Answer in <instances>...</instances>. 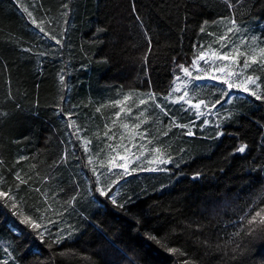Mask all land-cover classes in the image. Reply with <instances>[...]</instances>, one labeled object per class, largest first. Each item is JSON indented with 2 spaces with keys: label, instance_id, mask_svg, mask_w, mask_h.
Returning a JSON list of instances; mask_svg holds the SVG:
<instances>
[{
  "label": "trees",
  "instance_id": "obj_1",
  "mask_svg": "<svg viewBox=\"0 0 264 264\" xmlns=\"http://www.w3.org/2000/svg\"><path fill=\"white\" fill-rule=\"evenodd\" d=\"M233 15L241 35L264 37V0L235 9L225 0H0V190L19 202L13 209L0 197V264H264V234L232 235L264 194V99L242 90L264 96V68L251 65L240 79L256 83L232 89L177 68L198 51L228 52L217 37ZM176 75L192 103L207 107L174 100ZM134 134L143 150L109 194L119 207L94 191L91 168L107 173L98 165L112 153L113 173H122L113 165L124 163ZM154 147L170 162L149 164ZM115 179L101 176L103 185ZM17 211L42 227L21 223Z\"/></svg>",
  "mask_w": 264,
  "mask_h": 264
},
{
  "label": "snow or ice",
  "instance_id": "obj_2",
  "mask_svg": "<svg viewBox=\"0 0 264 264\" xmlns=\"http://www.w3.org/2000/svg\"><path fill=\"white\" fill-rule=\"evenodd\" d=\"M225 2H227L229 4V7L232 9H235V7L237 6L238 3H240V0H237L236 4H233L231 2V0H225ZM65 8H67V4L64 5ZM25 11H27V9H25ZM66 15V13H65ZM28 16L31 17L32 13L28 12ZM33 23H35V20L33 19L32 21ZM228 23L232 25V27H228L225 31V33L221 36L217 37V42H222L221 43V47L222 48H228V52L223 53V52H218V51H212V56H216L218 59L220 60H225V59H229L231 58L233 60V62L236 65V68L238 69V71L234 72V73H230L229 75H236L238 77V80L236 82H230L227 79H221L220 82L224 85L227 86V89H232L234 86H242L244 84H255L256 80L259 79V77H254L252 74H248L246 76V78L244 79H239L244 72H246L247 69H249L251 67V65L255 64L257 65L258 68H264V37H257L255 35H252L251 37L247 36V35H241L242 32H244L245 30L242 29L238 24L237 21L235 19V16L233 15V17L231 19L228 20ZM203 27L201 28V31H203ZM41 32H44L45 35H49V33L45 32V30L41 27L40 28ZM233 34V35H230ZM210 35H212V33H210ZM51 39L55 40L56 44H61L62 41L57 39L56 37L52 36L50 37ZM243 58L242 62L240 60V58ZM199 61H204L205 64H208V60L206 59V54L203 51H198L196 58L193 59L192 63L190 66H185L184 63H179L177 64V68L184 74V76L189 77L191 80L193 81H201L204 79H215V77L211 76L209 73V69L200 67L199 65ZM211 67V70H221L219 68H215V67ZM192 69H195L196 71V75H193V71ZM175 81H182V77L180 75H176L174 77V83ZM61 82L63 83V77H61ZM185 84V90L183 91V94L180 95L176 102L179 101H183L185 104H189L191 105L192 108L194 109H200L201 105H205V107H207V104L204 100H200L197 103H192V97L189 96V92L186 90L187 88V81H182ZM258 87V86H257ZM243 91L249 92L251 95L255 96V98L257 100H261L264 99V96H262L261 94H257L256 91L249 89V88H243ZM181 88L179 86L174 87L171 90V93H175V92H180ZM171 93H169V95H171ZM224 96L228 95L227 90L224 91L223 93ZM186 97H188V99H185ZM125 99H128V97H125ZM155 94L154 93H149L148 94V100L155 102ZM165 99H167V97H165ZM148 101L141 99L140 100V104H145ZM120 103V102H117ZM221 100H216L215 102L212 103L211 107H215L216 104H220ZM156 107L160 108L161 111L165 112L166 115H168V112L166 111V109H164L163 107H161L160 104H156ZM97 111H99V109H97ZM123 111V109H122ZM130 111V110H129ZM202 114V113H200ZM117 116H119V113H116ZM145 115L144 111H140L137 114V120H139L140 117H143ZM171 123L173 124V126L178 127V128H187V125L184 124H180V123H176L175 121V117H170ZM146 122V120L140 121V123H135L133 125L134 128L139 129L141 127V123ZM75 123V122H73ZM207 123V122H205ZM125 128H128V125L125 124L124 125ZM105 128L108 129V131H106L104 133L105 136H108V132L111 131V128L108 125H105ZM77 131H79V129H77ZM141 136H143L144 134L141 133ZM164 135H167V132L164 133ZM185 135H195V133H193L191 130L187 131L185 133ZM78 139H80L81 137L77 136ZM109 139H113L114 136H109ZM84 143L86 145L85 147V151H89V149L87 148V145L90 144V141L88 140H84ZM149 143H151V141H149ZM109 147H111V145H109ZM117 147H119V145H117ZM143 147V146H141ZM247 148L246 144H241L239 146L238 149H236V151L240 152V153H244L245 150ZM127 150V149H126ZM151 152L157 154L153 159L149 160L148 163L152 164L155 163L156 160H159V162L161 164H166L170 162V158L169 159H162L161 157L164 155V153L162 152V149L160 147H154L151 149ZM143 154V153H141ZM99 154H97L98 156ZM62 159H67V156H63ZM116 159V157H112L110 156L109 159L107 160H100L99 161V168L103 169L105 167H107L108 165L113 164V161ZM88 163L91 165L93 164V158L89 157ZM115 167H119L123 169V172H117V173H113L112 167H107V173L105 172H101L97 170V167L94 166L91 168V171L93 173L94 176H96V187L94 188V191L98 192L100 196L103 197H107L109 199H111L112 203L114 205H117V201L115 200L114 196H110L109 194L112 192V186L116 183L119 182V179L122 178L123 175L125 174H130V170L127 167L126 164H120V165H113ZM138 169H132L131 171H136ZM146 171H157V168H148V169H143ZM108 174H113L116 176L115 180H112L109 184L107 185H103L102 181H101V176H106ZM199 175V173H197V176ZM17 179L20 180L21 183H26V181H24L19 174H17ZM37 191H39V189H37ZM0 197H6L8 200L12 201L11 207L13 209H18L19 208V202L16 200L14 194H10L7 191H2L0 190ZM72 200H75V196L72 197ZM262 201H264V194H262V196L256 201L255 205L253 207H250L249 210L247 212H245V214L241 217L240 222L237 224V231L233 232V236L234 237H241L243 238V236H252L254 233L259 232L260 234H264V203H262ZM70 203V202H69ZM119 207H123V204H119L117 205ZM14 214L16 215H21L23 216V219H21V223H26L29 224L32 228L39 230L42 227V224L38 222L37 220H33L31 216L28 215H24L21 211H17ZM259 217V220L257 219ZM45 231H48V229L45 227ZM62 231V230H61ZM243 234V235H242ZM37 235H39L41 237V239H43V235L44 233L41 231H37ZM69 235H71V233H69ZM152 239H156L158 242H160V238L159 237H155L152 236ZM64 239L63 236H60L59 234L57 235V238L55 241V243H59L60 240ZM166 246V245H165ZM240 248V244L237 243L236 244V249ZM236 249H233V251H235ZM168 251L170 253H176L180 250L176 249V248H168ZM181 255L187 256V253H184L182 251H180ZM4 264H7V262H4ZM182 264H195V261L193 260H184L182 262Z\"/></svg>",
  "mask_w": 264,
  "mask_h": 264
},
{
  "label": "rangeland",
  "instance_id": "obj_3",
  "mask_svg": "<svg viewBox=\"0 0 264 264\" xmlns=\"http://www.w3.org/2000/svg\"><path fill=\"white\" fill-rule=\"evenodd\" d=\"M206 59L208 60V64H205L204 61H199L198 63L200 65V67L209 69L208 74L215 77V79H211V80H218L219 79L218 81H220L221 79H227L230 82H232V81L236 82L238 80V77L236 75H229L230 73H234L237 71L236 65L231 58L225 59V60H220L216 56H212V54H206ZM210 66L222 69V71L221 70H211ZM206 80L211 81L210 79H206ZM177 86H179L181 88V91L173 93L172 96H173L174 100H177V98L180 95H182L183 91H184V83L183 82L178 81L176 83L175 87H177ZM120 110L121 109H119V111ZM137 138H139V135L137 136L136 134H134L131 138L130 137L128 138L127 141L129 143V147L126 151L127 153L125 155V158L123 156L119 157V158H122V160L124 161V163L126 165L128 164V161L130 162L131 160L134 159V158L131 159V157L133 156L132 153H134V151L138 152V151L143 150V147H141L142 145L140 142L137 141L138 140ZM142 152H144V151H142ZM109 155L113 157L112 153H110ZM109 157H108V159H109ZM108 166L111 167V165H108ZM257 219L259 220V217Z\"/></svg>",
  "mask_w": 264,
  "mask_h": 264
}]
</instances>
